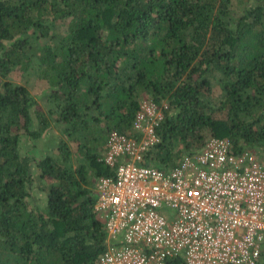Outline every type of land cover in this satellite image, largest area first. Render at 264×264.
<instances>
[{
	"label": "trees",
	"instance_id": "obj_1",
	"mask_svg": "<svg viewBox=\"0 0 264 264\" xmlns=\"http://www.w3.org/2000/svg\"><path fill=\"white\" fill-rule=\"evenodd\" d=\"M232 6L0 0V264H98L106 230L95 183L114 174L103 146L112 131L132 133L145 95L166 107L143 164L172 168L208 136L264 160V0L236 17ZM14 70L45 81L46 112L32 115L29 89L7 79ZM52 127L53 146L39 151Z\"/></svg>",
	"mask_w": 264,
	"mask_h": 264
},
{
	"label": "built area",
	"instance_id": "obj_2",
	"mask_svg": "<svg viewBox=\"0 0 264 264\" xmlns=\"http://www.w3.org/2000/svg\"><path fill=\"white\" fill-rule=\"evenodd\" d=\"M165 104L141 98L132 133L112 131L102 160L114 169L95 183L104 221L98 264H256L264 246V160L210 136L172 168L143 164L159 142Z\"/></svg>",
	"mask_w": 264,
	"mask_h": 264
},
{
	"label": "rangeland",
	"instance_id": "obj_3",
	"mask_svg": "<svg viewBox=\"0 0 264 264\" xmlns=\"http://www.w3.org/2000/svg\"><path fill=\"white\" fill-rule=\"evenodd\" d=\"M253 2H254V0H233L232 8L235 11V12H233V16L236 17L238 15L240 7H243L245 5L248 6ZM7 79L12 80V81L19 83V84H24L29 89L31 95L36 100V105L34 107H32V109H31L33 116H34L33 110L35 108L41 109L44 112L47 111L48 104L44 99V90H46L47 84L45 83L44 80L38 79L33 74H23V73L19 72L18 70L12 71L9 74V76L7 77ZM33 122L36 124L35 118L33 119ZM48 131L49 132H47V134L45 133L44 137L38 139V141H37L39 151L44 152L45 150H48V149H50L51 146H53L52 142H53L55 135H57V134H56V131L53 127L49 128ZM209 137L210 136H208L207 138H209ZM21 140H22V149H27L30 147V143L27 141V136L26 135L23 136V133L21 134ZM38 150H35L36 154L39 153ZM36 197L39 199L41 198L43 200L45 197V194L44 193H37Z\"/></svg>",
	"mask_w": 264,
	"mask_h": 264
}]
</instances>
